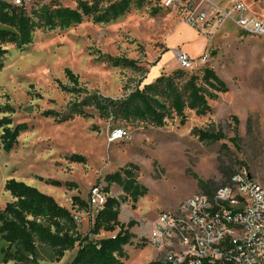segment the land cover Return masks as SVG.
I'll return each mask as SVG.
<instances>
[{
    "label": "rangeland",
    "instance_id": "rangeland-1",
    "mask_svg": "<svg viewBox=\"0 0 264 264\" xmlns=\"http://www.w3.org/2000/svg\"><path fill=\"white\" fill-rule=\"evenodd\" d=\"M76 1L39 3L75 7ZM243 2L251 15L264 13L262 5L252 0ZM39 3L29 0L25 5L29 10ZM179 23L173 12L156 8L149 0H129L128 10L109 22L94 23L85 18L65 29H38L28 45L8 47L0 68V119L10 118V127L25 123L27 129L18 135L10 151H4L0 143V209L13 200L4 190V183L14 178L52 196L77 217V230L84 234L95 212L91 207H72L71 198L78 196L87 201L92 187L107 186L106 174L131 167L137 182L146 187L145 195L133 202L115 184L110 185L108 195L121 203L120 222L134 223L130 232L135 238L126 247L128 258L123 264H147L160 258L147 242L158 213L173 210L193 193L204 192L197 180L214 190L243 166L264 187V35L242 33L229 20L204 37L203 63L198 62L200 55L192 58L195 62L191 69L182 70L169 57L168 67L155 76H169L174 92L183 100L187 97L188 78L196 76V83L207 93L210 112L205 115L184 108V120L180 122L162 89L157 98L170 111L162 127L142 120L101 118L89 106L83 108L89 115L71 113L67 119L58 120L85 95L77 92V96L70 90L73 85L65 69L78 77L77 87L89 95L125 97L136 87L141 88L143 82L155 79L147 80L149 69L169 50L165 39ZM187 41L185 51L194 54L203 50L201 38ZM205 67L224 82L225 92H215L201 82ZM48 110L59 116L42 114ZM115 127L124 129L125 135L109 142L107 133ZM234 128L237 145L230 140ZM198 130L218 132L224 137L200 140ZM71 155H79L84 161H72ZM109 235L112 233L100 232L92 238ZM6 248L0 239V264H69L74 254V250H67L55 260L48 248L39 247L35 259L4 261L1 249Z\"/></svg>",
    "mask_w": 264,
    "mask_h": 264
},
{
    "label": "trees",
    "instance_id": "trees-1",
    "mask_svg": "<svg viewBox=\"0 0 264 264\" xmlns=\"http://www.w3.org/2000/svg\"><path fill=\"white\" fill-rule=\"evenodd\" d=\"M35 4L40 0H33ZM129 8V0H77L75 7L61 6L57 3H39L36 8L27 7L24 3L11 4L0 0V68L2 59L8 52L9 46L21 48L32 41L33 33L38 29H65L80 24L83 19H91L94 23H106L123 15ZM65 76L72 83V92L85 93L84 97L76 100L72 111L63 114L59 121L67 119L71 113L89 115L83 108L91 107L101 118L112 116L114 118L148 121L152 125L162 127L170 116V111L165 104L157 98L163 89L170 97V109L184 120L183 110H193L197 115L210 112L207 104L206 92L196 83L197 77L191 75L186 83L187 97L182 99L174 92L170 77L160 75L152 82L143 84L127 96L113 99L98 93L88 94L80 90L78 77L69 69H65ZM201 82L215 92L227 90L224 82L211 68L205 67L202 71ZM210 95V93H209ZM43 115H56L52 110L44 111ZM61 115V113H60ZM11 119H0V143L4 151H10L17 144L18 135L27 129L25 123H17L10 127ZM237 124V119L234 117ZM234 137L230 140L237 145V130L234 128ZM200 140L217 141L224 136L218 132L198 130ZM72 161H84L79 155H71ZM130 166V165H129ZM234 173V172H233ZM232 173V174H233ZM230 174L228 178L232 175ZM227 178V179H228ZM226 179V180H227ZM104 181L107 186L102 188L105 200L102 206L95 211L87 232L80 233L73 214L64 206L59 205L55 199L36 187L23 181L9 178L4 183V190L13 198L0 209V239L7 245L1 249L3 260L35 259L39 247L48 248L55 260H60L65 251L74 250L69 264H123L128 258L126 247L132 245L135 238L130 232L133 222H120L118 219L120 201L109 196V187L112 184L119 186L122 192L135 202L146 193V187L137 182L134 171L130 168H121L119 171L106 174ZM198 185L205 193L211 191L204 182L197 180ZM58 186L57 181H51ZM216 189V188H215ZM214 189V190H215ZM72 207L78 210H88L87 201L73 196ZM100 232H109L112 235L93 239ZM147 264H162L158 260L149 261Z\"/></svg>",
    "mask_w": 264,
    "mask_h": 264
},
{
    "label": "built area",
    "instance_id": "built-area-1",
    "mask_svg": "<svg viewBox=\"0 0 264 264\" xmlns=\"http://www.w3.org/2000/svg\"><path fill=\"white\" fill-rule=\"evenodd\" d=\"M5 1L16 5L29 0ZM149 1L173 12L204 37L227 20L242 33L264 35V14L260 18L249 15L241 0L227 6L212 0ZM253 1L264 5V0ZM172 54L178 68L193 67L194 59L180 48H173ZM205 58L206 54L198 62ZM124 135V129L115 127L107 139L111 142ZM105 196L99 186L92 187L87 202L94 212ZM147 242L160 254L162 264H264V187L242 166L210 194L193 193L173 210L160 211Z\"/></svg>",
    "mask_w": 264,
    "mask_h": 264
},
{
    "label": "crops",
    "instance_id": "crops-1",
    "mask_svg": "<svg viewBox=\"0 0 264 264\" xmlns=\"http://www.w3.org/2000/svg\"><path fill=\"white\" fill-rule=\"evenodd\" d=\"M212 1L216 2V3H220V4L224 5V6H227L234 0H212ZM241 1L243 2V0H241ZM252 2L254 4L262 5L263 9H264V5L263 4L255 2L253 0H252ZM249 15H251V14L249 13ZM262 15L259 16V17L253 16V15H251V16H253L255 18H260V17H262ZM179 38H180V41H179ZM196 38H201V40L203 41V50L201 52H199V53H194V54H191V53L185 51L183 49V46L189 44V42L187 40L188 39H194L195 40ZM185 41H187V42H185ZM165 43H166V47L169 50H167L165 53L161 54L159 59H158V63H156L154 66L150 67L149 73H148V76H147V80H149V81L153 80L155 78V76L157 74H159V71H161L163 67H165V68L168 67V64H169L168 61L169 60H167V59L169 57H173V54L171 53L172 52L171 49L180 48L181 50L186 52L191 58H198L200 55L203 54V52L205 50V47H206V41L204 39V36L199 35V33L195 29L187 26L185 23H182V22L177 24V25H175L172 28L171 33L169 35H167V37L165 39ZM152 70H154V73H151ZM166 70L167 69H165V72L168 73ZM143 84H145V83L143 82Z\"/></svg>",
    "mask_w": 264,
    "mask_h": 264
},
{
    "label": "bare ground",
    "instance_id": "bare-ground-1",
    "mask_svg": "<svg viewBox=\"0 0 264 264\" xmlns=\"http://www.w3.org/2000/svg\"><path fill=\"white\" fill-rule=\"evenodd\" d=\"M0 185H2L1 182H0Z\"/></svg>",
    "mask_w": 264,
    "mask_h": 264
}]
</instances>
